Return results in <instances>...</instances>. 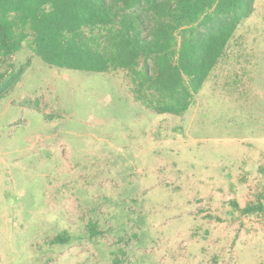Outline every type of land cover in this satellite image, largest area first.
I'll return each mask as SVG.
<instances>
[{"label": "rangeland", "instance_id": "obj_1", "mask_svg": "<svg viewBox=\"0 0 264 264\" xmlns=\"http://www.w3.org/2000/svg\"><path fill=\"white\" fill-rule=\"evenodd\" d=\"M28 64L0 100V264H264V0L180 115L128 73ZM64 242L54 243L57 237Z\"/></svg>", "mask_w": 264, "mask_h": 264}, {"label": "trees", "instance_id": "obj_2", "mask_svg": "<svg viewBox=\"0 0 264 264\" xmlns=\"http://www.w3.org/2000/svg\"><path fill=\"white\" fill-rule=\"evenodd\" d=\"M256 0H0V63L31 37L33 53L56 69L123 70L136 103L180 116L193 104ZM29 62L0 73V100ZM264 214V188L240 207ZM55 237L52 242H64Z\"/></svg>", "mask_w": 264, "mask_h": 264}]
</instances>
